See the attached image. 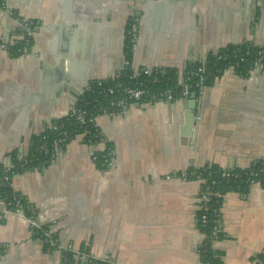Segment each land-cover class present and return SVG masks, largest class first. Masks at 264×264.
Segmentation results:
<instances>
[{
  "label": "crops",
  "instance_id": "obj_1",
  "mask_svg": "<svg viewBox=\"0 0 264 264\" xmlns=\"http://www.w3.org/2000/svg\"><path fill=\"white\" fill-rule=\"evenodd\" d=\"M120 2L6 0L15 16L35 27L23 54L12 57L0 49L1 163L28 155L33 139L70 111L86 89L82 85L119 76L122 38L97 48L102 13L111 30L135 16L131 67L137 73L178 71L232 45L264 48V1L132 0L126 10ZM18 31V22L0 12V41H19ZM61 65L72 75V89L59 88ZM182 106L134 104L102 114L101 143L88 146L76 137L49 165L15 173L10 187L64 253L86 252L89 258L78 264H202L204 235L196 225L201 182L175 175L264 162V72L243 76L226 69L217 75L197 96L195 126L184 146L178 141ZM105 150L110 164L101 169L92 155ZM220 228L215 250L221 264H261L264 187L226 192ZM0 264L65 262L34 237L25 219L0 205Z\"/></svg>",
  "mask_w": 264,
  "mask_h": 264
},
{
  "label": "built area",
  "instance_id": "obj_2",
  "mask_svg": "<svg viewBox=\"0 0 264 264\" xmlns=\"http://www.w3.org/2000/svg\"><path fill=\"white\" fill-rule=\"evenodd\" d=\"M0 12L10 18H14L18 22L19 29L21 30L19 35L20 41L24 42L25 48H30L32 34L35 27L34 22L30 20H23L15 16L13 11L7 7L6 0H0ZM136 24V19H131L129 27L125 33V42L126 39H129L132 51L135 48L136 42ZM15 42L16 41L14 39L2 40L0 41V49L8 50V48L13 46ZM245 55L246 57L251 58V61L247 63L248 66H250L247 74L250 72H264L263 47H258V50L253 54L246 51ZM211 57L212 58H208V56H206L199 62L189 63L190 65L188 67L185 66V68L178 70L175 79L171 80V86L162 84L156 76L147 82L136 79L140 74L150 76L153 72L165 73V69L161 68L150 71L146 69L139 73H133L131 79H134V81L129 85L119 83L117 79L118 76L109 80H95L89 82L83 92V95L87 94V98L89 100L84 101L80 96L70 111L63 117L69 124V127L64 124L57 123L56 120L51 123L46 132L37 136L36 139L32 141L31 147H34L37 153L46 159L41 166L49 165L54 160L55 156L59 152H62L68 143L76 137H81L83 143L88 146H95L96 144L101 143L102 139H100L98 143H95L86 138V136L90 134V131L78 133V129L76 128L77 126L89 124L97 131V119L102 114L124 112L127 108L134 104L155 105L159 103L170 104L185 102L189 100L191 95L195 94L197 97L201 94L203 89L208 85V80L211 77H214L213 73L216 71H210L212 65L214 66L217 63H226L222 70H217L218 73H222L226 69L237 72L240 64L248 61L247 58L242 56L240 53L227 51V49L224 51L219 50L218 52L211 54ZM27 156L28 155L18 161L20 162L18 167L14 165L12 156L5 157L2 163H0V205H2L8 213L15 214L16 216L25 219L29 229L35 232L41 230L42 226H44L39 222L35 210L32 209L33 211L29 215V213L22 210L21 199L15 197L11 202L7 200L8 197L5 196L6 193L3 194V191L10 186L12 176L18 171H24L27 168V165L31 163L27 160ZM110 158V152L106 150L100 153L94 152L92 155V160L95 165L98 166L100 164L104 167L103 169L109 166ZM175 176L183 181H188L184 172L181 173V175ZM230 176L231 175L226 172L221 175L223 178ZM250 176L252 178H256L257 174H251ZM199 181L201 182V186L198 194V211L201 212L200 222L204 225L207 221V213L210 210V199L215 195V193H213L209 187L204 186L203 180ZM212 184H214V182H212ZM26 203H28L27 200ZM220 231L221 228L219 226L214 227L212 230L209 242L213 249H215V244L219 242L217 240V233ZM44 235L46 238L41 242L44 245H47L48 250H54L57 254L63 257L64 252L62 248L51 238L49 231H45ZM88 258L89 256L86 252L71 253L72 262L69 264H78L80 261ZM100 262L114 264L110 260L106 259Z\"/></svg>",
  "mask_w": 264,
  "mask_h": 264
},
{
  "label": "trees",
  "instance_id": "obj_3",
  "mask_svg": "<svg viewBox=\"0 0 264 264\" xmlns=\"http://www.w3.org/2000/svg\"><path fill=\"white\" fill-rule=\"evenodd\" d=\"M15 15V14H14ZM129 27V26H128ZM21 33V30L18 31ZM32 43V40H31ZM28 48H25L23 41H16L13 46L8 48V52L12 57H18L19 55L23 54L25 50ZM227 51H235L237 53H240L242 56L246 57V51H249L250 53H255L258 50V47L253 46L250 43H245L241 45H232L227 46L224 48V50ZM221 49V51H224ZM251 55V54H250ZM124 57H125V66L123 67V70L118 76V82L124 85H129L133 83L134 79H131L133 76V70L131 67V61H132V46L129 41V39H126L125 47H124ZM208 58H212L211 55H208ZM247 62L241 63L240 67L237 69V73L240 75H247L250 66H248V62L251 61L250 57H246ZM190 64L187 65V67ZM226 63H217L214 66L210 68L211 72L213 73V76L216 77L220 73L217 72V70H222L225 67ZM177 71L175 69H165V73L161 72H153L150 76L140 74L136 79L142 80V81H149L153 77H157L160 82L164 85L171 86V80H174L176 77ZM211 77L208 80V85L212 82L213 78ZM110 83V82H109ZM81 99L84 101H88L87 94H84L81 96ZM93 106V105H92ZM91 106V107H92ZM57 123L64 124L65 126L69 127L68 123L66 122L65 118H61L60 120H57ZM78 133H82L85 131H90V134L86 136L87 139L92 140L93 142H99L102 137L100 136L99 130L94 129L89 124L84 126H77ZM36 139V138H34ZM33 139V140H34ZM13 157V156H12ZM27 160L31 163L27 165L28 167H37L41 166L43 162H45V158L37 153L35 148L31 147V151L29 152L27 156ZM13 163L18 167L20 162L17 161L15 157H13ZM100 168L102 167L100 164L98 165ZM19 172V171H18ZM226 172L229 173L231 176L227 178L221 177V175ZM188 180H203L204 186L209 187L213 193H215L214 196L211 197L209 206L210 210L207 213V221L204 225L200 222V215L201 212H197L196 215V225L199 231L204 235L203 243L201 244L199 248V253L201 257L202 264H221V260L219 258L218 253L215 249H213L210 245V236L212 234V230L214 227L219 226L220 227V209L222 205V199L226 192L229 191H235L240 193H245L250 185L253 184H259L260 186L264 187V162L259 161L253 164L251 167L247 169H219L216 167H203V168H190L184 172ZM251 174H257L256 178H252ZM181 175V173L179 174ZM237 175V176H236ZM214 182V184H212ZM6 193L5 196L8 197V201H13L15 197L18 199H21L22 202V210L29 213L33 211V207L26 203V200L24 197L20 196L19 194L15 193L12 188L9 186L3 191V194ZM48 231L46 226H42L41 230L34 232V237L40 241L45 240L46 236L44 235V232ZM52 237V236H51ZM222 239V233L221 231L217 233V240L220 241ZM46 246V245H45ZM63 260L65 264L71 263V253L65 252L63 253ZM260 262L261 264H264V252L260 256ZM92 264H109L107 262H93Z\"/></svg>",
  "mask_w": 264,
  "mask_h": 264
},
{
  "label": "water",
  "instance_id": "obj_4",
  "mask_svg": "<svg viewBox=\"0 0 264 264\" xmlns=\"http://www.w3.org/2000/svg\"><path fill=\"white\" fill-rule=\"evenodd\" d=\"M131 1L132 0H121L120 4H122V8L124 10H126V7L131 5ZM104 15H105V13H102V17H104ZM102 17L98 18V20L101 22V24L96 29V32L98 31V33H97V35H98V46H97V48L99 49L102 47H105V48L110 47L111 43L115 39V36L119 35L122 38L121 49L123 50V58L125 61L124 47H125V37H126V35H125L126 23L125 24L123 23L121 25L120 29L116 28V29L111 30L114 26L109 22L104 23L103 22L104 18H102ZM140 26L143 27L142 24H140ZM139 34H140V31H139ZM135 44H136V42H135ZM134 73H137V72H134ZM56 77H57L56 81L59 84L60 90H64L65 88H70V89L73 88L72 85L70 84L71 79H72V75L70 72L68 73L67 69L64 68L62 65L59 66V69H57ZM87 85H88V83H86V85H82V88L85 86L87 87ZM79 94H80V96H82L83 91H81ZM169 105L171 107L172 103H170ZM196 108H197V97L195 96V94H193L189 97V100L183 102V106L181 108V113H180L181 114V125H180V123H177L180 125L179 130H178L179 131L178 141L182 146L187 144L188 138H190L192 135V131H193V128L195 126V110H196ZM0 163H1V161H0Z\"/></svg>",
  "mask_w": 264,
  "mask_h": 264
},
{
  "label": "flooded vegetation",
  "instance_id": "obj_5",
  "mask_svg": "<svg viewBox=\"0 0 264 264\" xmlns=\"http://www.w3.org/2000/svg\"><path fill=\"white\" fill-rule=\"evenodd\" d=\"M262 1H264V0H257V2H262ZM133 18H135L134 15L131 16V17L128 19V21H127V23H126L125 33H126V31H127V28H128V26H129V24H130L131 19H133Z\"/></svg>",
  "mask_w": 264,
  "mask_h": 264
}]
</instances>
